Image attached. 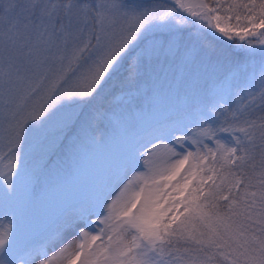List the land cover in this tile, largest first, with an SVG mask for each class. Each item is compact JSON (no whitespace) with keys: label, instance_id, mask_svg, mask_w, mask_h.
<instances>
[{"label":"snow or ice","instance_id":"snow-or-ice-1","mask_svg":"<svg viewBox=\"0 0 264 264\" xmlns=\"http://www.w3.org/2000/svg\"><path fill=\"white\" fill-rule=\"evenodd\" d=\"M148 32L173 38L146 44ZM226 48L262 63L235 106H213L217 126L176 135L161 125L150 147L130 143L123 179L45 233L22 264H264V0H0V211L38 182L37 149L78 138L89 109L102 114L114 77L123 73L131 97L118 117L125 129L143 76L152 108L183 89L194 100L186 111L202 112L201 74ZM57 122L63 135L34 143ZM12 234L0 222V264H16Z\"/></svg>","mask_w":264,"mask_h":264},{"label":"rangeland","instance_id":"rangeland-1","mask_svg":"<svg viewBox=\"0 0 264 264\" xmlns=\"http://www.w3.org/2000/svg\"><path fill=\"white\" fill-rule=\"evenodd\" d=\"M124 2L144 7L157 3L171 4L172 0ZM146 35V44L153 40H163L165 36L173 38L167 32H148ZM183 35H187V29ZM238 57L246 61L229 63L222 56L218 65L201 74L200 95L206 98L205 103L200 105H206L202 112L191 116L187 114L186 104H191L194 100L191 93L186 94L183 89L178 97L172 94L169 99L152 108L148 97L153 93V81L150 77L143 76L138 85L132 88L136 100L132 104L131 113L136 119H128L127 129L124 121H118V117L129 115L131 97L127 94L128 89L120 86L121 91L111 101L109 113L104 112L98 118L92 109L85 113L82 122L86 131L80 132L78 138L72 134L71 139H63V143L58 144L52 152H40L37 149L29 158V167L37 171L38 182L34 181L29 185L27 193L17 202L14 211H0V222L13 224L10 240L16 245V264H22L20 258L27 259L31 246L38 244L44 234L54 230L66 216L74 214L82 204L93 200L101 189L110 191L118 176L123 179L122 161L130 143L134 148H140L142 144L150 147V141L160 135L156 129L161 125L173 130L176 135L188 134L187 130L190 128L206 127L205 121L213 127L217 126L219 121L212 114L213 106H235L238 94H242L241 90H246L252 80L259 77L262 63L259 54L246 56L243 53ZM238 63L244 66V70H236L235 65ZM229 83L233 86L229 87ZM237 84L239 87L235 86ZM75 111L79 112L80 108H75ZM99 120L104 121L103 127ZM198 120L203 121L202 126L195 125ZM214 122L217 124L214 125ZM59 127L58 122L50 124L46 130L37 134L34 143L45 138L50 141L58 134L63 135L58 133ZM131 129H134V134L129 136ZM225 137L226 134H219L220 139ZM205 143L214 147L212 141L206 140ZM185 147L192 146L186 143ZM140 150L143 151V148ZM2 208L3 204L0 203V209ZM4 258L8 259L7 254H4Z\"/></svg>","mask_w":264,"mask_h":264},{"label":"trees","instance_id":"trees-1","mask_svg":"<svg viewBox=\"0 0 264 264\" xmlns=\"http://www.w3.org/2000/svg\"><path fill=\"white\" fill-rule=\"evenodd\" d=\"M243 54V51L241 49H236V48H226L224 49V58L226 59L227 62L229 63H236L238 62H241L243 61L242 58L238 57L239 55ZM246 61V60H244ZM243 61V62H244ZM123 73L117 75L116 77L113 78V81L111 82V85L108 89V93L106 95V99L102 101L103 103V110H102V113H109L110 111V108H111V101L118 95V93L121 91L119 90L120 89V85L121 84V77H122ZM210 104V103H209ZM200 108L202 110H205L206 108V105H203V106H200ZM200 111H197V110H193L191 114H189L187 112L188 115H193L195 113H198ZM203 121L201 120H198L195 121V125L197 126H202V123ZM99 123H100V126L103 127L105 124H104V121L103 120H99ZM214 125H216L217 123H213Z\"/></svg>","mask_w":264,"mask_h":264},{"label":"water","instance_id":"water-1","mask_svg":"<svg viewBox=\"0 0 264 264\" xmlns=\"http://www.w3.org/2000/svg\"><path fill=\"white\" fill-rule=\"evenodd\" d=\"M146 1V0H145Z\"/></svg>","mask_w":264,"mask_h":264}]
</instances>
